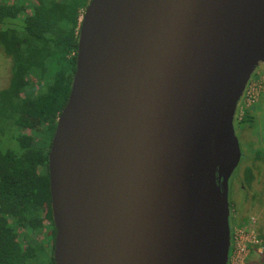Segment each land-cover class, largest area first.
Segmentation results:
<instances>
[{"label":"water","instance_id":"95a60500","mask_svg":"<svg viewBox=\"0 0 264 264\" xmlns=\"http://www.w3.org/2000/svg\"><path fill=\"white\" fill-rule=\"evenodd\" d=\"M260 63L264 0H89L48 152L54 264H228Z\"/></svg>","mask_w":264,"mask_h":264},{"label":"trees","instance_id":"16d2710c","mask_svg":"<svg viewBox=\"0 0 264 264\" xmlns=\"http://www.w3.org/2000/svg\"><path fill=\"white\" fill-rule=\"evenodd\" d=\"M88 1L0 0V53L10 60L0 89V136L16 143L0 148V264H54L48 152L70 92ZM252 123L245 109L235 128ZM231 228L229 216L230 236Z\"/></svg>","mask_w":264,"mask_h":264},{"label":"rangeland","instance_id":"374dc122","mask_svg":"<svg viewBox=\"0 0 264 264\" xmlns=\"http://www.w3.org/2000/svg\"><path fill=\"white\" fill-rule=\"evenodd\" d=\"M9 73L10 60L0 53V89L7 85ZM250 84L256 87V96L246 110L251 113L253 123L251 127L244 126L245 128L239 129L240 133L235 129L242 158L229 180L231 234L232 236L236 234L238 238L241 235L235 243L236 248L237 244L243 241L240 249H234L231 264H259L264 259L262 236H260V233L264 235V63H260L255 68L247 85ZM241 104L240 101L236 120L244 114L245 108H241ZM40 134L41 131L37 132L36 137ZM15 146L13 139L0 136V148ZM248 169L250 171L247 173ZM248 178L249 182H247ZM245 217L246 223L238 225Z\"/></svg>","mask_w":264,"mask_h":264},{"label":"built area","instance_id":"2783aa9c","mask_svg":"<svg viewBox=\"0 0 264 264\" xmlns=\"http://www.w3.org/2000/svg\"><path fill=\"white\" fill-rule=\"evenodd\" d=\"M255 96H256V87L254 86V85H252L251 86V84L250 85H247L246 86V88H245V91H244V94H243V96H242V99H241V108L242 107H244L245 109H247L246 107H248L249 106V104L250 103H252L253 101H254V99H255ZM242 110V109H241ZM243 111V110H242ZM244 112V111H243ZM240 118V117H239ZM241 237V235L239 236V238ZM238 237H236V234H235V236L233 235L232 236V234H231V236H230V239H231V245H230V247H231V253H230V256H229V258H228V263L229 264H231V261H232V257H231V255L233 254V252H234V249H240L242 246L241 245H243V241H241V243L240 244H237L238 246H237V248H236V246H235V243H236V241L239 239ZM234 239H235V241H234ZM233 241H234V245H233ZM235 247V248H234ZM243 249V248H242ZM230 257H231V259H230Z\"/></svg>","mask_w":264,"mask_h":264},{"label":"flooded vegetation","instance_id":"af4514ba","mask_svg":"<svg viewBox=\"0 0 264 264\" xmlns=\"http://www.w3.org/2000/svg\"><path fill=\"white\" fill-rule=\"evenodd\" d=\"M242 158V157H241ZM229 180H230V178H229ZM228 191H229V184H228Z\"/></svg>","mask_w":264,"mask_h":264}]
</instances>
